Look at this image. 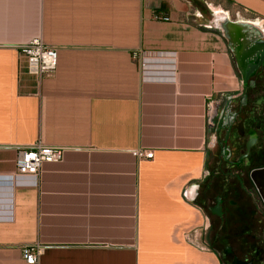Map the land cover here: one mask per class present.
I'll return each mask as SVG.
<instances>
[{
  "label": "crops",
  "instance_id": "1",
  "mask_svg": "<svg viewBox=\"0 0 264 264\" xmlns=\"http://www.w3.org/2000/svg\"><path fill=\"white\" fill-rule=\"evenodd\" d=\"M225 17L264 32V0H0V264H29L27 246L35 264H221L200 239L212 162L247 161L252 133L264 150V68L243 78ZM34 39L58 51L40 82ZM38 141L63 158L13 182Z\"/></svg>",
  "mask_w": 264,
  "mask_h": 264
},
{
  "label": "rangeland",
  "instance_id": "2",
  "mask_svg": "<svg viewBox=\"0 0 264 264\" xmlns=\"http://www.w3.org/2000/svg\"><path fill=\"white\" fill-rule=\"evenodd\" d=\"M244 151L245 145H241L234 155L235 159ZM241 157L242 155L239 159ZM218 159L212 162L215 173L212 180L221 181L223 187L228 185L223 194L222 215L217 216L207 208L212 198L205 204L202 203L209 218V226L200 239L212 246L219 255L221 264H227L226 260H231L222 256V248L226 244L237 245L244 251L245 256L254 257V264H264V201L249 176L252 167L264 163V150L257 154L251 152L246 158L247 161L241 164L230 162L226 166ZM219 165H222L221 170ZM214 206L211 204V207ZM220 239L221 242L217 243Z\"/></svg>",
  "mask_w": 264,
  "mask_h": 264
},
{
  "label": "built area",
  "instance_id": "3",
  "mask_svg": "<svg viewBox=\"0 0 264 264\" xmlns=\"http://www.w3.org/2000/svg\"><path fill=\"white\" fill-rule=\"evenodd\" d=\"M155 18L169 20V17L155 16ZM20 53L26 61L27 71L38 82L56 70L58 51L41 39H34L21 45ZM209 124H213L211 118ZM64 153V147L47 146L40 141L31 146L20 148L17 158V170L10 175V178L16 183L36 184L42 165L46 162H59L63 158ZM133 156L139 159H151L154 156V152L153 150L139 148L133 151ZM23 253L27 263L35 264L40 251L34 246H27L24 248Z\"/></svg>",
  "mask_w": 264,
  "mask_h": 264
},
{
  "label": "water",
  "instance_id": "4",
  "mask_svg": "<svg viewBox=\"0 0 264 264\" xmlns=\"http://www.w3.org/2000/svg\"><path fill=\"white\" fill-rule=\"evenodd\" d=\"M253 28V30H249ZM220 29L223 35L228 40L229 49L235 58L236 65L240 70L243 78L251 76L256 70L264 63V32L251 24L245 22H233L228 17L224 18V21L220 25ZM247 85H245L246 90ZM248 101V95L245 93L242 96L241 103L246 105ZM231 103V99L225 106V110L228 109ZM222 119L220 118V121ZM257 143V136L252 133L247 144L246 152L239 159V163L243 158L247 157L252 147ZM222 151L224 155L229 153L227 145L223 143ZM225 159H227L225 157ZM250 179L256 185L263 201H264V187L262 186V180L264 178V165L254 167L249 173ZM261 183V184H260ZM195 194L199 193V186L194 187ZM221 198L218 197V203L211 208L213 213L221 216L222 206L220 205Z\"/></svg>",
  "mask_w": 264,
  "mask_h": 264
},
{
  "label": "flooded vegetation",
  "instance_id": "5",
  "mask_svg": "<svg viewBox=\"0 0 264 264\" xmlns=\"http://www.w3.org/2000/svg\"><path fill=\"white\" fill-rule=\"evenodd\" d=\"M262 68H264V63L258 69L260 70ZM237 120H238L237 116L234 119H232L230 130L236 125ZM225 157L227 158L228 156L225 155ZM204 193L206 194V197H208V196L212 197L213 196L214 200L210 201L211 204L216 205L218 203L219 194H217L214 191L213 185H210L208 188H206V192H204ZM220 198H221L220 205H223L224 204L223 195L222 196L220 195ZM211 204L208 206L209 208L211 207ZM210 211H211V213H213V211L211 209H210ZM216 242L220 243L221 239L216 241ZM222 251H223L222 256L227 257V259L231 258V260H229V261L226 260L227 264H254V259H253L254 257L252 258V257L245 256L244 251L240 247H238L237 245L226 244L222 248Z\"/></svg>",
  "mask_w": 264,
  "mask_h": 264
},
{
  "label": "trees",
  "instance_id": "6",
  "mask_svg": "<svg viewBox=\"0 0 264 264\" xmlns=\"http://www.w3.org/2000/svg\"><path fill=\"white\" fill-rule=\"evenodd\" d=\"M211 185H213V188H214V191L217 193V194H219L220 195V193H221V190H223V184L221 183V181H215V182H213V184H211ZM227 185V184H226ZM225 186V185H224Z\"/></svg>",
  "mask_w": 264,
  "mask_h": 264
}]
</instances>
